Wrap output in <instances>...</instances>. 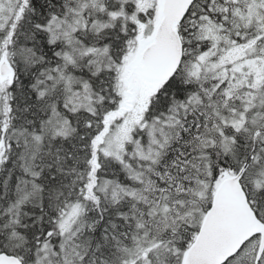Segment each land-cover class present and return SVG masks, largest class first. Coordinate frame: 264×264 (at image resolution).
Returning <instances> with one entry per match:
<instances>
[{
    "label": "snow or ice",
    "instance_id": "snow-or-ice-1",
    "mask_svg": "<svg viewBox=\"0 0 264 264\" xmlns=\"http://www.w3.org/2000/svg\"><path fill=\"white\" fill-rule=\"evenodd\" d=\"M0 264H264V0H0Z\"/></svg>",
    "mask_w": 264,
    "mask_h": 264
}]
</instances>
